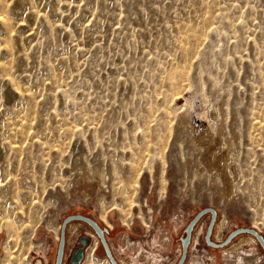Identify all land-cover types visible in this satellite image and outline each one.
Here are the masks:
<instances>
[{
	"label": "rangeland",
	"instance_id": "rangeland-1",
	"mask_svg": "<svg viewBox=\"0 0 264 264\" xmlns=\"http://www.w3.org/2000/svg\"><path fill=\"white\" fill-rule=\"evenodd\" d=\"M209 207L214 243L264 238V0H0V264H55L73 214L119 264H178ZM208 213L183 264H264ZM82 237L113 264L83 220L63 264Z\"/></svg>",
	"mask_w": 264,
	"mask_h": 264
},
{
	"label": "water",
	"instance_id": "water-1",
	"mask_svg": "<svg viewBox=\"0 0 264 264\" xmlns=\"http://www.w3.org/2000/svg\"><path fill=\"white\" fill-rule=\"evenodd\" d=\"M208 212H213L214 213V218H213V220H212V222L210 224L209 232H208V235H207V240L208 241L210 240L209 239L210 238V234H211L212 228H213L214 223H215L216 210L209 207V208H206V209L200 211L194 217V219L188 224V226L186 227V229H185L186 230V237L182 238L183 255H182V258L180 259L178 264H183L184 263V260L186 258L187 252H188V246H189L190 241H191L192 231H193L195 225L201 219V217L204 214L208 213ZM73 220H83V221L87 222L90 226H92L93 229L95 230V232L97 233V235L99 236L101 242L105 246L107 255L110 258L111 262L113 264H119L116 261V258L114 257V255H113V253L111 251L110 245L108 243V240H107V238L105 236V231H107V229H103L96 220H94V219H92V218H90L88 216L82 215V214H73V215L68 216L65 219V221H64V223L62 225L61 239H60V244H59L58 253H57V259H56V263L55 264H63L64 253H65V244H66V227H67L68 223H70ZM244 231L250 232V233L256 235L259 238V240L262 242L263 246H264V238H263V236L260 235L254 229H251V228L240 229V230H237L234 233V235H236V234H238L240 232H244ZM89 241H90V238H87V237H82L81 238L82 245L78 249L74 250L73 256H72L69 264H80L84 260V258H85V247L87 246ZM225 243H227V242H225ZM225 243H223V245ZM212 244H214L216 246L218 245V244H215V243H212Z\"/></svg>",
	"mask_w": 264,
	"mask_h": 264
},
{
	"label": "bare ground",
	"instance_id": "bare-ground-1",
	"mask_svg": "<svg viewBox=\"0 0 264 264\" xmlns=\"http://www.w3.org/2000/svg\"><path fill=\"white\" fill-rule=\"evenodd\" d=\"M212 142V141H211ZM218 144L220 143L219 141L217 142ZM209 152H211L212 154H213V156H211V158L214 160V163H215V167H219V166H221L220 164L222 163V161L224 162V161H226L227 160V157H226V155L224 154V153H218V146H217V144H213V145H211V146H209V150H208ZM210 153V154H211ZM211 154V155H212ZM227 162V161H226ZM213 163V164H214ZM225 163V162H224ZM231 181V180H230ZM102 215L103 216H105L106 217V215H105V213H102ZM225 218H224V220L222 221V223H221V226H220V232H219V238L221 237V232H222V230H223V227H224V225H225ZM7 224L9 225V226H11L12 225V222H10V221H8L7 222ZM100 225V224H99ZM256 236V235H255ZM246 241H247V239L246 240H242L237 246H236V248H238V247H241L242 245H244L245 243H246ZM6 254H7V259H6V261H7V263L6 264H11L10 262V259L11 258H16V256H13V254H12V252L10 251V249H8V248H6ZM12 260V259H11ZM96 261V259L94 258V256H93V250H90V252H89V256H88V262H87V264H94V262ZM105 262V264H109V262L107 261V260H105L104 261Z\"/></svg>",
	"mask_w": 264,
	"mask_h": 264
},
{
	"label": "flooded vegetation",
	"instance_id": "flooded-vegetation-1",
	"mask_svg": "<svg viewBox=\"0 0 264 264\" xmlns=\"http://www.w3.org/2000/svg\"><path fill=\"white\" fill-rule=\"evenodd\" d=\"M210 214H211V218H210V223H209V226H208V228H207V230H206V233H205V235H204V238H205V240H206V242H208V244L210 245V246H214V247H216V248H219V247H222L223 246V243H225V242H227L226 244H224V246L225 245H227V244H229L234 238H235V236H237L238 234H236V235H234V233L237 231V230H240V229H234V230H232V231H230L228 234H227V237H226V239L223 241V242H219V243H216L215 242V244H218L217 246L216 245H214V244H212V243H214L213 241H212V234H213V231H214V228H215V224H216V220H217V217H218V214L216 213V218H215V223H214V226H213V228H212V231H211V234H210V240L208 241L207 240V235H208V232H209V227H210V224H211V222H212V220H213V218H214V213L213 212H209ZM208 213V214H209ZM76 225H73V227H72V230L74 229V227H75ZM101 226V225H100ZM102 227V226H101ZM93 228V227H92ZM103 228V227H102ZM95 231V230H94ZM107 232V231H106ZM105 232V235L107 234ZM241 233V232H240ZM231 237V238H230ZM96 238V237H95ZM221 238V237H220ZM36 244H38V243H36ZM97 245H98V238H96L95 239V241L93 242V244L91 245V246H89L88 248H87V250H86V259H85V261H84V263L83 264H87V262H88V256H89V252H90V250H93V256H94V258H97L98 256L96 255V247H97ZM102 246H103V249L105 250V252H106V249H105V246L103 245V243H102ZM41 247V246H40ZM38 248H39V245H38ZM37 248V249H38ZM106 254H107V252H106ZM72 256H73V253H72V255H71V257L70 258H72ZM106 260H107V258H105ZM104 259V260H105ZM108 261V260H107Z\"/></svg>",
	"mask_w": 264,
	"mask_h": 264
}]
</instances>
